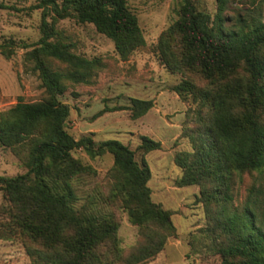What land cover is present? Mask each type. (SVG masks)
<instances>
[{
    "label": "trees",
    "instance_id": "trees-1",
    "mask_svg": "<svg viewBox=\"0 0 264 264\" xmlns=\"http://www.w3.org/2000/svg\"><path fill=\"white\" fill-rule=\"evenodd\" d=\"M239 1L248 5V14H238L232 24L224 25L229 0H216L213 16L192 0H179L177 19L161 38L160 57L173 70L198 72L211 86L197 89L185 81L176 87L196 102L191 112L197 124L186 134L193 152L176 157L183 170L180 183L198 184L207 205L221 203L223 217H216L224 236L218 246L221 264H264V213L258 210L264 187L249 188L242 208L228 210L235 174L264 175V20L255 0ZM36 8L50 10L57 18L74 16L79 22L92 23L113 41L122 58L144 44L127 0H38ZM40 30L38 46L26 55L34 61L47 97L34 103L19 101L0 111V143L20 154L27 167L24 174L0 177V187L11 203L14 225L41 246V251H35L37 262L102 264L105 255L101 249L116 247L114 218L76 205L73 183L94 174L90 165L73 156L76 150L91 158L111 154L113 196L128 209L130 221L172 235L175 227L170 213L150 200V171L143 158L138 163L134 151L117 140L75 139L65 129L69 109L59 100L66 90L64 81L87 83L99 61L52 40L54 29L45 19ZM173 38L176 44L172 47ZM13 46L12 42L0 44V52L8 57ZM46 57L60 61L65 68H50ZM133 102L135 117L152 106L150 100ZM203 123L206 125L200 128L198 124ZM159 146L158 141L142 136L137 148L144 155ZM151 242L129 264L151 256L155 241Z\"/></svg>",
    "mask_w": 264,
    "mask_h": 264
},
{
    "label": "rangeland",
    "instance_id": "rangeland-1",
    "mask_svg": "<svg viewBox=\"0 0 264 264\" xmlns=\"http://www.w3.org/2000/svg\"><path fill=\"white\" fill-rule=\"evenodd\" d=\"M192 1L211 16L217 12L216 0ZM37 3L0 0V44L14 45L10 56L0 52V111H7L19 101L34 103L47 97L35 63L26 55L38 46L41 20L45 19L54 29L52 40L69 44L73 53L97 59L100 65L87 83L64 81L66 90L59 100L69 109L66 131L75 139L89 136L95 142L117 140L134 151L138 163L143 158L150 171V200L170 213L175 227L172 235H166L158 227L133 224L128 209L113 196V156L105 153L91 158L82 150L72 152L94 170V174L73 183L76 205L112 216L118 225L116 247L101 249L105 255L102 264H129L141 248L151 246L152 239L155 252L134 264H221L218 246L224 236L217 218L223 217V207L218 201L205 204L198 184H181L183 170L176 162L177 156L193 152L186 134L197 126L191 112L196 102L176 87L189 81L197 89L211 88L198 72L173 70L161 60V38L177 19L179 0H127L144 39V44L127 58L120 57L113 41L92 23L79 22L74 16L57 18L50 10L36 8ZM255 3L264 20V0ZM247 6L229 0L223 12L224 25L232 24L238 14L247 15ZM175 44L176 39H171L170 45ZM45 61L52 69L65 68L54 58L46 57ZM135 99L152 103L139 117L133 115ZM198 125L203 128L206 124ZM142 136L158 141L159 148L143 155L137 148ZM26 171L22 156L0 143V177H15ZM261 185L264 187V175L257 172L235 174L228 210H240L249 188ZM260 199L258 210L264 213L262 195ZM41 250L14 225L11 203L0 187V264H40L35 251Z\"/></svg>",
    "mask_w": 264,
    "mask_h": 264
}]
</instances>
